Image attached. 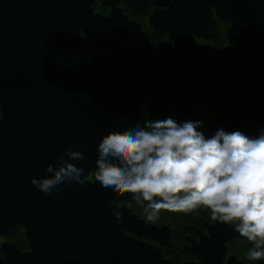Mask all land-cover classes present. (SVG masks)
<instances>
[{
    "label": "flooded vegetation",
    "instance_id": "1",
    "mask_svg": "<svg viewBox=\"0 0 264 264\" xmlns=\"http://www.w3.org/2000/svg\"><path fill=\"white\" fill-rule=\"evenodd\" d=\"M7 1L17 25L31 0ZM75 1L71 56L81 68L78 95L94 107L85 184L48 196L31 180L59 155L0 159V264H264L249 259L253 245L236 224L213 220L210 210H162L147 221L132 194L94 179L109 131L169 117L199 121L205 137L220 128L251 138L264 131V0Z\"/></svg>",
    "mask_w": 264,
    "mask_h": 264
},
{
    "label": "clouds",
    "instance_id": "2",
    "mask_svg": "<svg viewBox=\"0 0 264 264\" xmlns=\"http://www.w3.org/2000/svg\"><path fill=\"white\" fill-rule=\"evenodd\" d=\"M199 121L177 123L171 117L146 121L123 131H109L97 145L94 179L104 189L130 193L144 204L147 221L162 210L192 212L203 207L220 223L253 245L248 257L264 258V131L251 138L241 131L218 129L205 137ZM83 153L66 149L44 175L31 180L45 195H59L60 185L83 186L84 169L71 161ZM113 212L117 225L123 212Z\"/></svg>",
    "mask_w": 264,
    "mask_h": 264
},
{
    "label": "water",
    "instance_id": "3",
    "mask_svg": "<svg viewBox=\"0 0 264 264\" xmlns=\"http://www.w3.org/2000/svg\"><path fill=\"white\" fill-rule=\"evenodd\" d=\"M13 5L0 1L2 165L30 151L53 158L71 148L85 158L71 162L85 170L94 142V107L90 96L78 95L81 68L71 56L78 43L71 24L76 1L31 0L28 14L18 12L17 25Z\"/></svg>",
    "mask_w": 264,
    "mask_h": 264
}]
</instances>
